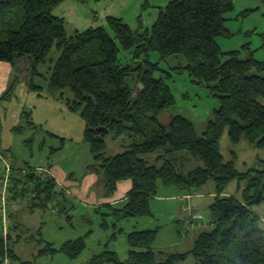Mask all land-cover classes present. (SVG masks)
<instances>
[{"label":"trees","instance_id":"1","mask_svg":"<svg viewBox=\"0 0 264 264\" xmlns=\"http://www.w3.org/2000/svg\"><path fill=\"white\" fill-rule=\"evenodd\" d=\"M64 1L0 0V61L30 59L33 76L39 75L38 66L48 62L47 92L61 96L68 89L72 93L73 98L65 104L85 121L84 141L101 175L104 194L114 192L122 180L131 181L124 205L109 208V216L116 224L150 216V201L159 184L187 190L212 181L217 193L209 206L212 229L201 232L187 252L168 254L161 260L162 253L153 250L157 230L134 231L127 235L130 250L125 260L105 248L86 264H175L188 256L193 264H264V229L251 209L264 201V171H256L258 177L251 175L254 170L239 173L219 149L225 130L231 143L245 139L264 149V75H260L264 63L252 58L242 61L238 51L225 54L228 59L222 62L217 44L218 37L229 35L225 15L236 0H173L160 10L151 31L133 32L121 18L107 17V27H89L71 36L63 18L52 13ZM261 38L264 40V33ZM131 48L134 59L123 65L119 52ZM53 50L58 53L55 61L50 58ZM152 52L160 60L182 55L192 81L208 87L218 99L219 107L201 136L186 118L164 119L174 100L163 78L154 77L158 63L147 59ZM141 54L146 58L139 63L136 60ZM253 69L258 73L251 72ZM32 79L29 88L41 89ZM162 117L165 122L160 121ZM97 128H107L106 134ZM108 134L132 142L122 152L106 156ZM179 155L199 165L184 171L177 162ZM18 176L11 172L9 177V201L27 197L29 210L57 202L52 178H40L29 168L23 177ZM244 178L250 180L239 198L223 195L228 183ZM32 184L35 196L29 191ZM15 236L0 234V264L7 255L19 264H32L18 259ZM9 241L13 245L8 248ZM37 244L35 257L62 253L75 259L85 249L83 238L59 248L41 238Z\"/></svg>","mask_w":264,"mask_h":264},{"label":"rangeland","instance_id":"2","mask_svg":"<svg viewBox=\"0 0 264 264\" xmlns=\"http://www.w3.org/2000/svg\"><path fill=\"white\" fill-rule=\"evenodd\" d=\"M170 1L173 0H66L57 5L52 13L53 15L63 18L68 36H71L74 31H84L89 27H107V17L121 18L133 32L138 30L143 32L151 31L160 10L164 9ZM225 20L224 26L228 30L229 35L217 38V44L223 54L221 58L222 62L228 59V55L225 54L231 51H238V59L242 61L252 58L264 63V40L261 38V34L264 33V2L261 0H236L232 11L225 15ZM134 55V48L128 50L121 49L119 52L120 62L123 65L131 64ZM57 56L58 53L55 50L50 54V58H52L53 61L56 60ZM145 58V55L141 54L136 61L142 63ZM147 59L151 63H158V71L154 73V77L163 78L168 84L173 96L174 104L166 111L164 119L177 115L186 118L194 125L197 135L201 136L205 131L208 121L213 118L214 110L219 107L218 99L211 93L208 87L205 85H198L192 81V77L189 75L188 71L184 69L186 61L182 55H173L165 60H160L158 54L152 52L149 53ZM49 67L50 64L48 62L42 66L43 70H47ZM251 72H254V74L258 73L255 69ZM260 75H264V72H261ZM134 82L135 80L133 83ZM66 92L72 94L68 89ZM164 119L162 117L160 118V121L165 122ZM130 142H132V140H127L124 136L112 139L111 134H108L105 137L106 156H112L122 152L123 147ZM219 149L224 160H232L235 169L239 173L254 170L251 172V175L258 177L260 175L256 171H264V149H260L255 145L248 143L245 139H241L236 144L231 143L228 138L227 130L224 131L223 136L219 141ZM177 162L178 165L182 163L181 167L183 166L184 171H188L190 168H193V166L195 167L199 165L196 161L197 165L193 160L190 161L187 157L180 155ZM3 164V175L6 170V176L10 177L12 172L11 166L5 159ZM87 167L88 165L85 166L86 171L90 172V168ZM95 174L98 179L96 186H87L88 188L84 190V194H80L82 199H85L89 203L91 201L98 203V198L99 203L105 204L110 202V200H108L110 198L123 196H121V192L124 190H122L119 185L111 194H104V189L99 183L101 175L99 172ZM249 180V178L233 180L226 185L224 192L229 195L240 197L242 191L247 187ZM262 180H264V174H262ZM32 187L33 184L29 188V191H31L32 196H35L34 192H32ZM193 189L203 196L201 198L193 197V206L197 210L196 213L194 212L189 215L184 221L185 223L183 222L184 225L181 222V235L184 234L186 228H189V226L192 227L193 222H203V231H210L212 229V227L209 226L212 218L208 207L213 203L217 196L216 184L209 181L200 187H193ZM87 194H89V196H87ZM8 203L7 190V206ZM21 203L22 202L18 201L16 204L21 205ZM123 205L124 203L118 205L117 208H121ZM175 205L170 211L164 210L162 206L160 209L161 213H163V217H156V221L150 219L151 224L149 226L150 228L154 227L151 230H157L155 242H158L157 245L162 248L160 251H163L164 254L176 253V250L179 248L178 246L170 247L174 244V233L172 234V232L176 228L175 222L169 221V214H176V212H179ZM60 206L61 204L54 200L53 202L50 201L46 203L42 207L29 210L25 206V203H23L18 218V221L22 223V226L21 228H17V232H15L19 235H14L15 237L13 238V240L17 241L14 244V251L20 261H31L32 264H86L95 254L103 251L102 248L108 241V246L111 245V240L115 239H112V237H116V234L118 233L117 229H115L116 226H118V230L123 229V232L126 233L125 237L121 235V237L119 238L118 236L116 240V251L119 258H121L123 257V248H125V250L128 249L127 235L131 232L139 231L135 229L128 230L126 222L131 218L125 219V223L123 222L125 220H122L116 224L112 217L108 216L110 215V209L114 208L109 205L107 207H102L107 209L104 212L108 213L107 216L109 218L106 219L104 218L105 216L102 217L103 212L101 211V207L100 209H95L90 214H87L88 208L80 206L78 209L77 204H75V212L72 207H69L66 210V213L63 209L62 212V207ZM166 207H168V205H166ZM251 209L260 219L259 226L264 229V201L252 205ZM51 211L63 213V219L56 217ZM66 214H68V216ZM191 216L195 218L190 219ZM196 216H200V218H196ZM179 217L183 218V215L179 214ZM7 218L8 209L5 219L3 221L2 218L0 219V222L2 223L1 225L7 222ZM101 218H103V221ZM133 218L136 219L138 217ZM142 218V220H145V217ZM146 218H148V216ZM119 224H121V227ZM3 227L4 226H2L1 234L3 237L7 238L9 235V228L5 230ZM137 227H143L145 229L140 223ZM107 234H110L108 239ZM40 238L44 242L53 244V247L55 248H59L67 241H74L83 238L85 241V249L75 259H69L62 253H57L54 256H41L35 258L38 245L37 241ZM10 242L11 241L8 243V248L11 244L13 245V242ZM53 257H55L54 260H52ZM165 258L166 256H164L163 259ZM192 261L194 262L192 259L191 261L188 260L185 262L189 263ZM11 262V258L7 255L3 263L11 264Z\"/></svg>","mask_w":264,"mask_h":264},{"label":"crops","instance_id":"3","mask_svg":"<svg viewBox=\"0 0 264 264\" xmlns=\"http://www.w3.org/2000/svg\"><path fill=\"white\" fill-rule=\"evenodd\" d=\"M42 66L37 67L39 75L33 76V67L30 59H21L13 63L0 61V186L3 182V161L5 159L11 166L13 174H19L18 177H23L29 168V170L32 169L37 172L40 178L44 176L52 178L55 182L54 191L57 194V202L61 204L62 212L64 210L66 213L69 207H72L75 212V204H77L78 209L80 206L88 208L87 214L103 206L107 207L109 205L117 208L118 205L126 201V194L131 188L130 180L118 182L117 186L119 185L124 190L121 192V196H123L110 198L108 199L110 200L109 203L101 204L98 198V203L93 201L89 203L81 198L80 194L82 193L83 195L85 189L89 186H96L98 179L95 173L99 172L93 167H89L90 172L86 171L85 168L87 165L94 164L89 145L84 141L83 137L86 124L78 114L72 113L65 104V101L73 98L72 94H69L66 90L62 92L61 96H53L47 92L45 78H48L49 73H47L48 69L43 70ZM32 77L34 84L41 89L31 90L29 88L28 82ZM17 128L21 129V131L17 132ZM193 162L196 164L195 161ZM7 184L9 187V177H7ZM18 188H20V185H18ZM223 195L239 198L236 195H229L225 192H223ZM9 196L10 194H8V201ZM202 196L193 188L181 190L176 187L159 184L156 195L150 201L151 215L148 218L145 217V220H142V217H138L136 219L139 220L131 218L127 222L126 220L123 222L127 223L128 230H151L154 227L150 228V219L156 221V217H163L160 208L163 206L164 210L170 211L176 203L175 207L179 212L169 214V221H174L176 228L172 232V234L174 233V244L170 247L178 246L176 253H184L190 250L198 235L203 232L204 224L203 222H193L192 227L186 228L184 234L181 235V222L183 224L190 214L196 213L197 209L193 206V197L201 198ZM18 201L22 202L21 205L16 204ZM28 201L29 198L27 197L9 201L7 222L3 225L0 222V234L2 233V226H4L5 230L9 228L8 232L11 236L16 235V227L19 226L18 228H21L22 226V223L18 221L19 211L22 210L23 203H25L27 208L29 207ZM106 210L105 207L101 209L103 212L102 217L105 216V219L109 218V215L107 216L108 213L104 212ZM51 212L58 218L64 217L61 212ZM179 214H182L183 218L179 217ZM66 215L68 216V214ZM101 219L103 221V218ZM212 222L210 221V227H213ZM139 223L145 229L137 227ZM119 225L121 227V224ZM115 229L118 232L116 237H114L115 239L112 238L114 240H111L110 246H108V241L102 250L107 248L118 256L115 246L116 240L118 236L119 238L121 235L125 237L126 233L123 232V229L118 230V226ZM109 235L107 234V239ZM157 243V241L154 243L153 250L160 254L162 253L160 258L164 260V256L168 254L160 251L162 248L158 247ZM127 248L122 250L123 257L119 258L122 261L128 257L129 245H127ZM191 259L193 260L191 256H188L184 261L176 264H193V261L185 262L191 261ZM11 264L19 263L12 261Z\"/></svg>","mask_w":264,"mask_h":264},{"label":"built area","instance_id":"4","mask_svg":"<svg viewBox=\"0 0 264 264\" xmlns=\"http://www.w3.org/2000/svg\"><path fill=\"white\" fill-rule=\"evenodd\" d=\"M6 175L7 174H6V170H5V173L3 175V182L1 183V186H0V212H1L2 221L5 219L7 209H8V206L6 205L7 188H8ZM193 218H195V217L191 216L190 219H193ZM196 218H200V216H196Z\"/></svg>","mask_w":264,"mask_h":264},{"label":"water","instance_id":"5","mask_svg":"<svg viewBox=\"0 0 264 264\" xmlns=\"http://www.w3.org/2000/svg\"><path fill=\"white\" fill-rule=\"evenodd\" d=\"M137 88H138V86H137ZM97 131L98 132H100L101 134H106V132H107V128H97ZM94 168L95 167V164H90L87 168Z\"/></svg>","mask_w":264,"mask_h":264}]
</instances>
